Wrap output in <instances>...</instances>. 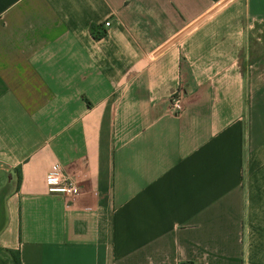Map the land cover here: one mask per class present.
Segmentation results:
<instances>
[{"label":"crops","instance_id":"1","mask_svg":"<svg viewBox=\"0 0 264 264\" xmlns=\"http://www.w3.org/2000/svg\"><path fill=\"white\" fill-rule=\"evenodd\" d=\"M9 251L264 264V0H0V261L14 264Z\"/></svg>","mask_w":264,"mask_h":264},{"label":"built area","instance_id":"2","mask_svg":"<svg viewBox=\"0 0 264 264\" xmlns=\"http://www.w3.org/2000/svg\"><path fill=\"white\" fill-rule=\"evenodd\" d=\"M110 25L111 21L108 20L105 27L108 28ZM170 110L176 115L184 110V93L182 90L171 97ZM46 180L50 191L60 192L68 197H75L80 193L79 187L71 180H62L59 176L53 174H49Z\"/></svg>","mask_w":264,"mask_h":264},{"label":"trees","instance_id":"3","mask_svg":"<svg viewBox=\"0 0 264 264\" xmlns=\"http://www.w3.org/2000/svg\"><path fill=\"white\" fill-rule=\"evenodd\" d=\"M91 33H92L93 38L96 40H101V39L105 38L106 34H107L105 30L100 29V27H96L94 25L91 28ZM9 253L13 257L14 264H22L21 259H20V255L18 252L9 251ZM0 264H5V262L3 260H1ZM185 264H192V263H185Z\"/></svg>","mask_w":264,"mask_h":264}]
</instances>
